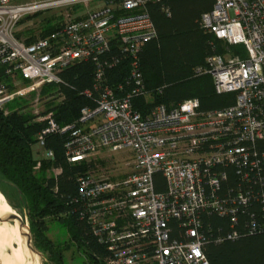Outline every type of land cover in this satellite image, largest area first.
<instances>
[{"label": "built area", "instance_id": "built-area-1", "mask_svg": "<svg viewBox=\"0 0 264 264\" xmlns=\"http://www.w3.org/2000/svg\"><path fill=\"white\" fill-rule=\"evenodd\" d=\"M95 1L102 4L90 9ZM150 1L0 0V108L46 83L76 90L64 71L92 62V86L77 90L89 103L76 119L61 124L54 111H34V120L47 124L37 135L43 153L35 170L43 157L54 158L45 148L50 132L67 135V159L75 164L128 150L127 175L91 166L77 175L79 213L105 248L100 264H210L202 212L234 222L242 212L247 233L264 232V0H216L202 14L201 27L226 50L208 56L195 74H211L217 93L235 94L231 104L211 110L196 97L145 110L137 104L151 95L141 67L144 47L157 36ZM80 4L88 10L36 39L17 33L30 14ZM121 63L127 74L113 81ZM22 82L27 85L12 90ZM61 172L52 167L55 177ZM158 174L165 190L158 189Z\"/></svg>", "mask_w": 264, "mask_h": 264}, {"label": "trees", "instance_id": "trees-1", "mask_svg": "<svg viewBox=\"0 0 264 264\" xmlns=\"http://www.w3.org/2000/svg\"><path fill=\"white\" fill-rule=\"evenodd\" d=\"M216 0H153L147 5L155 24L157 36L150 40L141 53V67L148 89L154 94V101L137 99L140 109L164 103L177 105L187 98H199L204 110L222 108L231 104L234 93L219 94L215 90L211 74L196 75L195 69L205 65L208 56L224 53L223 41L206 32L200 24L202 14L211 10ZM169 10V13L167 12ZM53 27L47 28L50 32ZM240 49L239 45L231 46ZM113 54H119L114 47ZM95 66L92 62L78 63L64 71V77L75 89L58 86L63 92L61 102L50 105L61 124L76 119L81 108L89 100L77 90L91 87ZM112 80L127 74L125 63L113 70ZM44 92L56 86L43 85ZM27 103L13 101L7 109L0 108V183L2 179L13 182L20 202L27 208L30 229L36 249L49 252V264H67L59 245L45 234L43 226L46 217L61 218L72 239L88 254L86 264L101 262L105 248L97 238L80 211L77 175L91 166V163H71L66 155L67 135L50 132L45 137V148L54 152V158L43 157L41 168L35 170L38 155L34 152L37 135L47 125L36 121L37 115L27 111ZM61 167L62 172L55 177L46 176L49 167ZM233 168L230 169V171ZM236 172H230L229 184L235 181ZM158 189L165 190L166 184L158 174ZM61 211L66 213L63 217ZM236 222L229 216L202 212L203 232L206 237L204 250L210 264H264V232L247 233V216L240 212ZM238 231L239 236L229 234ZM221 237L218 241L216 238Z\"/></svg>", "mask_w": 264, "mask_h": 264}, {"label": "rangeland", "instance_id": "rangeland-1", "mask_svg": "<svg viewBox=\"0 0 264 264\" xmlns=\"http://www.w3.org/2000/svg\"><path fill=\"white\" fill-rule=\"evenodd\" d=\"M95 4L101 5L102 3L99 1L92 2L90 9H92ZM87 10L88 7H86L84 4L65 5L41 11L35 14H30L21 21L17 28V33L22 39L33 40L48 33L46 31L47 28H55L63 20H65L66 17H74L78 14H83V12H86ZM239 48L243 50L244 46L239 45ZM225 50L226 49L224 46V52ZM26 85L27 83L22 82L21 84L14 86L12 90H14L16 87H25ZM49 88L51 89H49L48 91L46 90L44 92L45 88L42 85L39 88L33 89L24 96L19 97L15 101L27 103V111L31 113H34V111L36 110H48L50 105L61 102L59 87L56 85L54 87ZM153 95L154 94L151 93V95L146 98L145 102H153ZM9 104L7 105V107L9 106ZM34 152H36V155L41 157L43 153V148L39 144H36L34 146ZM130 159L131 153L128 150L117 152L106 151L102 153H96L95 155H92L89 158V161L91 162L90 169L94 172L101 171L110 174L114 177H122L130 172ZM38 170L37 174L41 173L38 172ZM51 173L52 168L48 167L46 169L45 175L49 176L51 175ZM0 191L3 193L9 204L27 220V224L29 227L30 222L27 216L28 211L25 204L23 205L20 202L18 192L5 183H0ZM59 213V215L63 217L66 216V213L64 211H61ZM46 220L47 221L45 223V226H43L44 232L53 241V243L59 245V248L61 249V251H63L65 255L67 264H86L88 254L84 252V250L87 249L84 248L83 245L81 248L79 244L72 239L70 232L67 230L66 227H64L65 225L63 220L61 221L60 217L56 219L46 217ZM33 240L34 236L32 235V241ZM25 254L27 264H36L38 262L39 264H49L48 258H50V256L49 252L46 250H35L34 248L32 249L29 246V250H26ZM95 264L100 263L97 262Z\"/></svg>", "mask_w": 264, "mask_h": 264}, {"label": "bare ground", "instance_id": "bare-ground-1", "mask_svg": "<svg viewBox=\"0 0 264 264\" xmlns=\"http://www.w3.org/2000/svg\"><path fill=\"white\" fill-rule=\"evenodd\" d=\"M8 213L20 214L0 191V215L5 216ZM27 231V225L22 228L18 220L0 221V261L3 264H27L25 254V251L29 250L25 237Z\"/></svg>", "mask_w": 264, "mask_h": 264}, {"label": "water", "instance_id": "water-1", "mask_svg": "<svg viewBox=\"0 0 264 264\" xmlns=\"http://www.w3.org/2000/svg\"><path fill=\"white\" fill-rule=\"evenodd\" d=\"M2 182L7 184V185H9V186H11V187H15L16 188V185L13 182H11V181L2 179ZM15 220H18L19 225L22 228H24V226H26V225L28 227L27 220L21 214L8 213L5 216H1L0 215V221H10L11 222V221H15ZM29 229H30V225L28 227L27 233H25L26 241L28 243V246H30L32 249L34 248L35 250H37L35 245H34V240L32 241V235L33 234L31 232V229H30V231H29ZM0 264H3V263L0 261Z\"/></svg>", "mask_w": 264, "mask_h": 264}]
</instances>
